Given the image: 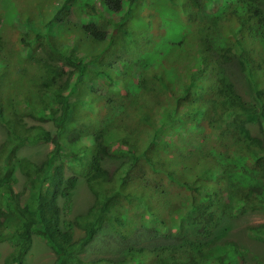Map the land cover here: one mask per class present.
I'll return each instance as SVG.
<instances>
[{
  "label": "trees",
  "instance_id": "obj_1",
  "mask_svg": "<svg viewBox=\"0 0 264 264\" xmlns=\"http://www.w3.org/2000/svg\"><path fill=\"white\" fill-rule=\"evenodd\" d=\"M41 1L0 0L3 264H26L35 238L54 264H246L211 239L264 211V0ZM79 182L93 202L67 220ZM104 229L126 248L87 256ZM247 233L264 243V223Z\"/></svg>",
  "mask_w": 264,
  "mask_h": 264
},
{
  "label": "rangeland",
  "instance_id": "obj_2",
  "mask_svg": "<svg viewBox=\"0 0 264 264\" xmlns=\"http://www.w3.org/2000/svg\"><path fill=\"white\" fill-rule=\"evenodd\" d=\"M50 1L42 0L41 6L49 5ZM148 10V9H147ZM44 51L50 57L56 59L59 67L69 69L72 66L71 49H67L64 54H59L52 51L47 43H44ZM232 81L235 83L238 92L243 96L245 101H251L249 92L240 72L238 64L234 63L229 68ZM91 74V73H88ZM254 134H258V129L255 126H250ZM6 139V134L0 127V171L5 170V160L8 156V149L2 148ZM52 148V145H43L38 147L26 146L22 148V153L29 155L35 161H41L45 154ZM114 190H107L105 194L110 195ZM93 202V196L88 187L79 182L78 188L72 196L70 207L66 210L65 217L67 220H73L75 215L85 212ZM63 201H61V204ZM264 223V211H243L236 216L225 217L215 235L211 239L212 242L218 243L225 240H234L241 245L247 252L246 264H264V243L260 240L250 237L247 233V228L251 225ZM72 232L75 237L81 235V231L73 227ZM140 243H144L141 240ZM126 248V244L113 235L108 229H104L98 238L92 243L91 247L86 251V255L92 258L100 256H113L120 253ZM12 251V246L9 243L0 245V264H3L5 257ZM54 252L41 240L35 238L33 245L26 257V264H54Z\"/></svg>",
  "mask_w": 264,
  "mask_h": 264
}]
</instances>
